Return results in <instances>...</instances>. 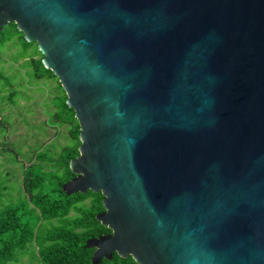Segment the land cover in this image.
Listing matches in <instances>:
<instances>
[{
  "label": "water",
  "instance_id": "water-1",
  "mask_svg": "<svg viewBox=\"0 0 264 264\" xmlns=\"http://www.w3.org/2000/svg\"><path fill=\"white\" fill-rule=\"evenodd\" d=\"M79 125L91 261L264 264V0H0Z\"/></svg>",
  "mask_w": 264,
  "mask_h": 264
},
{
  "label": "trees",
  "instance_id": "trees-1",
  "mask_svg": "<svg viewBox=\"0 0 264 264\" xmlns=\"http://www.w3.org/2000/svg\"><path fill=\"white\" fill-rule=\"evenodd\" d=\"M13 38L24 51L33 49L27 57H22L34 69L32 75L55 81V97L59 100L51 119L59 127L65 126L67 137L58 152L54 146L45 151L38 147L21 163L22 193L17 203L5 204V188L0 187V264H19L23 258L29 264H93L94 249L87 246L89 241L111 234L96 220L104 211L103 196L91 191L67 195L62 189L74 177L69 162L79 154V125L74 111L66 105L67 97L58 79L43 67L36 44L26 42L16 25L10 23L0 32V46ZM5 146L10 150L6 143ZM98 264L136 263L131 257L113 254Z\"/></svg>",
  "mask_w": 264,
  "mask_h": 264
},
{
  "label": "rangeland",
  "instance_id": "rangeland-1",
  "mask_svg": "<svg viewBox=\"0 0 264 264\" xmlns=\"http://www.w3.org/2000/svg\"><path fill=\"white\" fill-rule=\"evenodd\" d=\"M32 52V48L24 51L16 38L0 46V187L5 188V204L21 198V163L38 147L45 151L54 146L58 152L66 143L65 126L51 119L59 100L56 83L32 75L34 69L22 58ZM19 264L29 263L23 258Z\"/></svg>",
  "mask_w": 264,
  "mask_h": 264
}]
</instances>
